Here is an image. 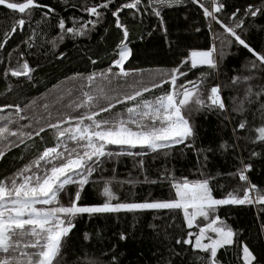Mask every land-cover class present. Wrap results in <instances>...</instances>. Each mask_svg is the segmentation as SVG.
Wrapping results in <instances>:
<instances>
[{
    "label": "snow or ice",
    "instance_id": "obj_1",
    "mask_svg": "<svg viewBox=\"0 0 264 264\" xmlns=\"http://www.w3.org/2000/svg\"><path fill=\"white\" fill-rule=\"evenodd\" d=\"M190 2L202 10L213 37L211 45L189 49L175 67L152 72L125 67L132 55L129 19L142 24L145 17H154L167 38L163 13L184 0H81L79 4L60 0L65 11H79V17L62 15L42 0H0V6L13 14L10 26L0 32V78L5 81L11 77L31 82L40 65L33 67L29 58L38 57L43 45L55 55L66 39L87 36L112 21L118 33L108 67L66 77L72 87L61 90L52 103L41 94L23 106L20 102L0 104V164L13 149L20 150L12 158L14 170L0 171V264H66L65 248L78 219L160 210L170 215L182 213V219L179 236L170 237L164 231L165 244L174 239L175 245L165 247L166 254H160L157 264H174L176 258L185 264L189 249L194 255L188 264H222L218 253L223 250L226 254L232 248L239 252V264H264V255L256 253L219 215L225 206L256 207L258 232L264 236V180L258 184L250 178L255 161L264 159V41L259 50L248 41L250 30L264 32V24L256 23L264 19V0L240 5L228 0H209L207 5L204 0ZM125 13L128 16L122 18ZM17 34L23 39L9 49V41ZM233 45L242 46L251 58L221 83V76L227 75L222 72L225 57L231 54L226 49ZM64 57L59 52L56 58ZM89 60L93 66L97 64L96 59ZM202 66L207 71L188 79L193 69ZM145 71L149 72L148 82L143 79ZM209 80L213 81L210 86ZM12 89L8 84L7 91ZM225 91L236 93L231 106L222 95ZM203 113H215L222 120V132L228 130V138L221 136L215 148L196 147L194 119ZM177 146L195 151L197 178L177 177L164 167L150 183H166L169 197L128 200L116 194L114 185L134 181L117 180L115 168L111 176L105 175L106 164L128 156L145 171L148 155L166 158ZM214 151H231L234 171L208 172L207 154ZM219 177L239 183L224 191L226 186L216 183ZM145 182H149L146 175ZM89 185L97 186L102 202L85 201ZM176 218L172 215L169 227ZM150 227L157 230L155 224ZM93 237L102 243V230L82 233L84 242L91 243ZM126 238L125 232L119 233L121 241ZM115 248L112 245L99 256L93 254L86 264H120Z\"/></svg>",
    "mask_w": 264,
    "mask_h": 264
},
{
    "label": "trees",
    "instance_id": "obj_2",
    "mask_svg": "<svg viewBox=\"0 0 264 264\" xmlns=\"http://www.w3.org/2000/svg\"><path fill=\"white\" fill-rule=\"evenodd\" d=\"M56 8V11L65 16L82 15L79 11H74L71 8H65L60 4V0H42ZM79 4L81 0H73ZM209 0H204L207 5ZM229 4L236 3L237 5L252 2V0H228ZM259 2V0H256ZM231 11V9H230ZM36 19H39V13H36ZM165 26L167 28V38L163 31L159 28L157 20L153 18H144L142 24L133 23L129 19L128 27L131 30V41L129 47L132 48V55L125 62L127 69L139 68L155 72L158 69L168 70L176 66V63L187 54V51L192 48L205 49L211 45L213 37L208 30L202 10L198 6L191 4L190 0H184V3L175 6L171 9H166L163 13ZM128 14L125 13L124 17ZM18 18V14L17 17ZM13 19V14L6 8L0 6V32L10 26ZM84 19H88L85 15ZM111 21V17H109ZM227 22V21H225ZM257 24H264V19L256 21ZM70 24V22H69ZM105 28L108 29L105 32ZM200 31L197 32L196 29ZM219 26H214L218 30ZM27 31V29H26ZM151 33V35H149ZM50 35H55L52 32ZM118 33L114 28V21L111 24L98 26L95 31L87 36L76 39H66L53 55L47 45L40 48V53L37 56L30 57V63L33 67L38 63L40 66L34 73L31 82L23 78H11L7 81L0 78V104L6 102L26 103L32 98H39L41 94H45L48 103H52L60 94L61 90L72 87V82L65 78L72 76L75 72L88 74L89 72L102 68H107L110 59L113 55V49L117 42ZM50 38V37H49ZM23 37L20 34L9 41V49L15 46ZM248 41L257 50L260 49L262 41H264V32H257L252 29L248 32ZM39 44L40 41H37ZM230 55L225 57L222 72L227 75H222L221 83H226L227 80L234 74L239 72L241 65L246 59H250L251 55L247 50L235 45L230 50ZM59 52H64L65 57L57 59ZM89 57L97 60V64L93 66ZM236 69L237 72H233ZM114 71H118L115 67ZM200 71H207L206 67H201L199 70L193 69L188 74V79H195ZM131 79V78H129ZM145 82L150 80L149 72L145 71L143 75ZM212 80L207 83L210 86ZM8 84L13 85L12 91H7ZM20 85L19 88L16 86ZM124 91H130L125 88ZM155 94H159L158 92ZM147 97V94H145ZM227 103L230 105V100L235 92L225 91L222 94ZM44 100H39L38 103H43ZM67 103V100L64 101ZM116 110L120 111L121 106L117 105ZM194 123L198 130L196 139L197 148L213 147L219 143L221 136L228 138V130L222 132V120L215 113H203L197 115ZM257 151L260 149L257 148ZM19 149H13L8 154L7 160L0 164V171L7 168L9 171L12 168V158L18 157ZM207 171L215 175L217 172L227 173L234 171L236 161L233 159V153L229 151L223 154L219 151L208 153ZM247 157L248 153L245 152ZM201 163L203 161L201 160ZM137 161L128 156H121L113 159L112 162L105 165L107 172L105 175L111 176L112 169H116L117 180H128L131 178L134 183L123 185H114L116 194L121 199L141 200L144 198H167L170 195L169 187L164 184H152L150 181L157 179L159 170L166 167L174 172L177 177L188 176L189 179L197 178V155L195 151L181 149L179 146L175 148L165 158L162 154L154 157L148 155L145 158V171H140L136 167ZM20 164L17 163L16 167ZM145 175L149 182H145ZM250 178L253 183H260L264 180V159H257L254 164V170L250 173ZM217 184H224L225 190L229 187H235L239 182L231 180L227 177H219ZM174 195V193H172ZM217 197L221 195L219 191L215 193ZM84 199L86 202H102V197L96 185L86 186ZM258 209L253 206H225L219 212L222 218L227 220L238 233L241 234V239L247 242L250 247L258 254L264 255V236L258 232L259 222L257 220ZM172 215H176L175 225L172 223ZM154 217H160L154 219ZM182 213L169 214L167 210L159 212L145 211L138 213H119L106 214L97 217L89 218L84 216L78 219L76 228L70 233V239L67 241L65 248L66 264H86L88 257L93 254L99 256L102 251L109 249L112 245H116L115 252L120 259V264H157L160 254L165 253V247L174 246V239L170 244H165L163 239L164 231L166 230L170 237H177L180 233ZM155 224L157 230H153L150 225ZM96 230H102L103 242L97 243L93 237L91 243L82 240V233L87 231L93 233ZM125 232L127 238L123 241L119 239V233ZM159 231V235L157 234ZM179 251L180 249L177 248ZM193 252L189 249L187 255L184 256L185 264H188L190 258L193 257ZM218 255L222 260V264H239V252L232 248L225 254L221 250ZM174 264H181L179 258L175 259Z\"/></svg>",
    "mask_w": 264,
    "mask_h": 264
},
{
    "label": "water",
    "instance_id": "obj_3",
    "mask_svg": "<svg viewBox=\"0 0 264 264\" xmlns=\"http://www.w3.org/2000/svg\"><path fill=\"white\" fill-rule=\"evenodd\" d=\"M2 7H4V6H2ZM5 8V7H4Z\"/></svg>",
    "mask_w": 264,
    "mask_h": 264
}]
</instances>
